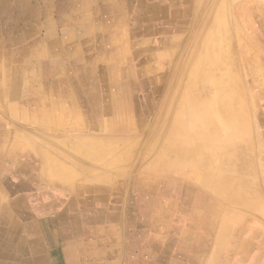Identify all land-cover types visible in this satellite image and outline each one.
Masks as SVG:
<instances>
[{"label":"crops","instance_id":"0c3cea01","mask_svg":"<svg viewBox=\"0 0 264 264\" xmlns=\"http://www.w3.org/2000/svg\"><path fill=\"white\" fill-rule=\"evenodd\" d=\"M133 7V0H0V264H264V228L259 239L240 241L217 211L164 192L171 182L135 178L126 194L108 189L99 168H124L122 138L97 130L124 132L133 85L107 78L112 59L132 55L129 27L140 13ZM139 200L153 205L150 215ZM163 206L183 216L165 223Z\"/></svg>","mask_w":264,"mask_h":264},{"label":"rangeland","instance_id":"374dc122","mask_svg":"<svg viewBox=\"0 0 264 264\" xmlns=\"http://www.w3.org/2000/svg\"><path fill=\"white\" fill-rule=\"evenodd\" d=\"M133 4V10L137 7L140 12L138 19L129 27L133 39V56L112 59L122 60V64L117 61V67L112 64L108 67L109 81H130L133 85L134 90L128 91L131 92L132 104L128 105L125 100L123 108L125 116L122 123L125 132L106 134L104 128L97 130L101 133L100 137L122 138L117 143L124 151V168H99L106 171L108 189L112 186L118 189L123 187V193L126 194L135 178L162 179V183L173 184L171 187L162 186L164 192L172 190L173 195L180 197L181 201L186 200V195H189L193 200L192 204L200 205L205 210L217 211L221 225H225V231L227 226H235L237 239L240 238V241H247L249 236H252L251 240L259 239L260 229L264 228V0H133ZM131 16L134 18L135 12ZM219 22L224 24L227 37L224 40L227 52L224 58L232 61L231 72L235 77V87L246 95L245 113H249L248 140L243 145V158L240 155H234L235 158L232 155L218 156L208 149L195 152L187 144L177 145L171 136L180 111L184 130L189 127V114L185 113L182 105L185 87L189 85V75L203 39L211 33L209 31L212 24ZM208 89L207 85L202 86V90L209 91ZM36 134L33 130L30 135L36 139ZM236 135L237 133L234 137ZM210 173L219 175L220 181L214 183L202 178ZM242 182H246L245 185ZM155 194L156 192H150L148 195L152 198ZM161 197L165 202V197ZM88 203L90 204L89 201ZM137 205L146 209L147 215L153 211V205L147 206L142 200ZM159 210L163 216L162 221L168 224L175 222L176 217L183 216L164 206Z\"/></svg>","mask_w":264,"mask_h":264},{"label":"bare ground","instance_id":"6f19581e","mask_svg":"<svg viewBox=\"0 0 264 264\" xmlns=\"http://www.w3.org/2000/svg\"><path fill=\"white\" fill-rule=\"evenodd\" d=\"M35 1V0H34ZM108 1V0H107ZM181 1V0H180ZM239 1V0H238ZM241 1V0H240ZM49 2V1H48ZM59 2V1H58ZM104 2V1H103ZM127 2V1H126ZM155 2V1H154ZM166 2V1H165ZM260 2V1H259ZM8 3V2H7ZM14 3V2H13ZM45 3V2H44ZM43 3V4H44ZM74 3V2H73ZM11 4V3H10ZM31 4V3H30ZM58 4V3H57ZM77 4V3H76ZM109 4V3H108ZM112 4V3H111ZM117 4V3H116ZM119 4V3H118ZM145 4V2H144ZM152 4V2H151ZM244 4V3H243ZM21 5V4H20ZM19 5V6H20ZM27 5V4H26ZM32 5V4H31ZM36 5V4H35ZM46 5V4H45ZM56 5V4H55ZM126 5V4H125ZM135 5V4H134ZM262 5V4H261ZM260 5V6H261ZM30 6V5H29ZM60 6V5H59ZM113 6V4H112ZM186 6V5H185ZM244 6V5H243ZM242 6V7H243ZM21 7V6H20ZM27 7V6H25ZM55 7V6H54ZM62 7V6H60ZM119 7V6H118ZM239 7V6H238ZM237 7V8H238ZM220 8V7H218ZM22 9V8H21ZM13 10V9H12ZM46 10V8H45ZM44 10V11H45ZM239 10V9H238ZM242 10V9H241ZM264 10V9H263ZM14 11V10H13ZM17 11V9H16ZM28 11V10H27ZM53 11V10H52ZM111 11V9H110ZM125 11V10H124ZM248 11V10H247ZM78 12V11H77ZM237 12V11H236ZM239 12V11H238ZM15 13V12H14ZM45 13V12H44ZM55 13V12H54ZM137 13V12H136ZM245 13V12H244ZM119 14V13H118ZM127 14V13H126ZM251 14V13H250ZM7 15V14H6ZM21 15V14H20ZM19 15V16H20ZM101 15V14H99ZM114 15V14H113ZM238 15V14H237ZM240 15V13H239ZM238 15V16H239ZM88 16V15H87ZM226 16V15H225ZM85 17V16H84ZM102 17V16H101ZM104 17V16H103ZM124 17V16H122ZM127 17V16H126ZM167 17V16H166ZM218 17V16H217ZM237 17V16H235ZM4 18V17H3ZM14 18V17H13ZM79 18V17H78ZM234 18V16H233ZM241 18V17H240ZM250 18V17H249ZM1 19V18H0ZM164 19V18H163ZM6 20V19H5ZM14 20V19H13ZM18 20V19H17ZM16 20V21H17ZM21 20V19H20ZM222 20V19H221ZM224 20V19H223ZM96 21V20H95ZM129 21V20H128ZM14 22V21H13ZM72 22V21H71ZM74 22V21H73ZM133 22V21H131ZM227 22V21H226ZM240 22V21H239ZM252 23V22H251ZM3 24V23H2ZM83 24V23H82ZM85 24V23H84ZM87 24V23H86ZM109 24V23H108ZM107 24V25H108ZM13 25V24H12ZM70 25V24H69ZM96 25V24H95ZM133 25V23H132ZM241 25H244L242 23ZM4 26V25H3ZM58 26V25H57ZM74 26V25H73ZM79 26V25H78ZM87 26V25H86ZM137 26V25H136ZM254 26V24H253ZM20 27V26H19ZM59 27V26H58ZM251 27V26H249ZM257 27V25H256ZM5 28V27H4ZM71 28V27H70ZM83 28V27H82ZM87 28V27H86ZM248 28V27H246ZM263 28V27H262ZM133 29V28H132ZM59 30V29H57ZM83 30V29H82ZM91 30V29H90ZM255 30V29H254ZM258 30V29H257ZM76 31V30H75ZM259 31V30H258ZM54 32V31H53ZM211 32L210 34H207L205 38L203 39L199 50H198V55L197 58L194 60L193 67L190 73V81L189 85L185 87V100L183 101L182 105L183 108L186 110L185 113L189 114L190 118V123L189 127L187 130H184V124L182 120V111L177 116V122L175 127L172 130L171 136L173 137L174 142L177 145H183L187 144L189 145L195 152H200L204 149H208L211 152L214 151L215 154L217 153L218 156H225V157H231V155L234 157V155H240L241 158L244 157L245 154V148L243 145L247 143V137H248V132H247V117L249 116V113L246 115L245 113V94L244 92L236 88V83L235 82V77L231 72V60L229 61L228 59L224 58V55L226 52V47L224 46V40H225V29H224V24L222 23H213L212 27L210 29ZM262 32V31H259ZM1 33V32H0ZM68 33V32H67ZM90 33V32H89ZM100 33V32H99ZM249 33V31H248ZM53 34V33H52ZM68 35V34H67ZM112 35V34H111ZM249 35V34H248ZM16 36V35H14ZM10 37V36H9ZM251 37V36H250ZM253 37V36H252ZM251 37V38H252ZM61 38V37H60ZM66 38V37H65ZM80 38V37H79ZM97 38V37H96ZM169 38V37H168ZM227 38V37H226ZM22 39V38H21ZM87 39V38H86ZM232 39V38H231ZM13 40V39H12ZM29 40V39H28ZM79 40V39H78ZM85 40V39H84ZM112 40V38H111ZM133 40V39H132ZM249 40V39H248ZM36 41V40H35ZM46 41V40H45ZM82 41V40H81ZM250 41V40H249ZM263 41V40H262ZM261 41V42H262ZM34 41H32L33 43ZM49 42V40H48ZM77 42V41H76ZM84 42V41H83ZM132 42V41H131ZM256 42V41H255ZM31 43V42H30ZM58 43V42H57ZM56 44V42H55ZM70 44V41L69 43ZM67 44V45H68ZM84 44V43H83ZM109 44V43H108ZM252 44V43H251ZM26 45V44H25ZM48 45V44H47ZM53 45V44H52ZM90 45V44H89ZM92 45V43H91ZM90 45V46H91ZM232 45V44H231ZM229 45V46H231ZM56 46V45H55ZM58 46V45H57ZM228 46V47H229ZM258 46V45H257ZM61 47V46H60ZM11 48H14L11 46ZM20 48V47H19ZM64 48V47H63ZM249 48V47H247ZM255 48V47H254ZM1 49V48H0ZM21 49V48H20ZM59 49V47H58ZM96 49V48H95ZM111 49V48H110ZM252 49V48H251ZM250 49V50H251ZM18 50V48H17ZM60 50V49H59ZM58 50V51H59ZM256 50V49H255ZM13 51V50H12ZM26 51V50H25ZM56 51V50H55ZM84 51V50H83ZM254 51V50H253ZM258 51V50H257ZM261 51V50H260ZM132 52V51H131ZM130 52V53H131ZM144 52V51H143ZM142 52V53H143ZM246 52V51H245ZM244 52V53H245ZM48 53V51H47ZM55 53V52H54ZM53 53V54H54ZM100 53V52H99ZM263 53V52H262ZM101 54V53H100ZM108 55V53H106ZM115 54V53H114ZM229 54V53H228ZM227 54V55H228ZM236 54V53H235ZM15 55V54H14ZM17 55V54H16ZM63 55V54H62ZM102 55V54H101ZM106 55V56H107ZM226 55V56H227ZM263 55V54H262ZM19 56V55H18ZM231 56V55H229ZM228 56V58H229ZM23 57V56H22ZM36 57V56H35ZM54 57V56H53ZM5 58V57H4ZM50 58V57H49ZM73 58V57H72ZM169 58V57H168ZM191 58V57H190ZM234 58V57H233ZM23 59V58H22ZM84 59V58H83ZM239 59V58H238ZM14 60V59H13ZM50 60V59H49ZM176 60V59H175ZM68 61V60H67ZM112 61V60H111ZM140 61V60H139ZM147 61V60H146ZM237 61V60H236ZM24 62V61H23ZM59 62V61H58ZM133 62V61H132ZM41 63V62H40ZM61 63V62H60ZM99 63V62H98ZM117 63V61H116ZM147 63V62H146ZM38 64V63H36ZM136 64V63H135ZM260 64V63H259ZM12 65V63H11ZM24 65V64H23ZM34 65V64H33ZM32 65V66H33ZM58 65V64H57ZM62 65V64H61ZM115 65V63H114ZM234 65V64H233ZM35 66V65H34ZM37 66V65H36ZM113 66V65H112ZM18 67V66H17ZM69 67V66H68ZM115 67H117L115 65ZM142 67V66H141ZM104 68V66H103ZM132 68V67H131ZM54 69V68H53ZM117 69V68H116ZM115 69V71H116ZM159 69V67H158ZM260 69V68H259ZM70 70V69H69ZM87 70V69H86ZM94 70V69H93ZM105 70V69H104ZM250 70V69H249ZM74 71V69H73ZM240 71V70H239ZM3 72V71H2ZM53 72V71H52ZM113 72V71H112ZM124 72V70H123ZM241 72V71H240ZM243 72V71H242ZM8 73V71H7ZM50 73V72H49ZM256 73V72H255ZM258 73V72H257ZM256 73V74H257ZM1 74V73H0ZM110 74V73H109ZM147 74V72H146ZM124 75V74H123ZM62 76V75H61ZM72 76V75H71ZM101 76V75H100ZM3 77V76H2ZM46 77H48L46 75ZM66 77V76H65ZM64 77V78H65ZM96 77V76H95ZM242 77V76H241ZM112 78V76H111ZM121 78V77H120ZM126 78V77H125ZM132 78V77H131ZM60 79V78H59ZM252 79V78H251ZM260 79V78H259ZM35 80V79H34ZM37 80V79H36ZM56 80V79H55ZM108 80V78H107ZM113 80V79H112ZM144 80V79H143ZM157 80V79H156ZM250 80V79H249ZM7 81V79H6ZM10 81V80H9ZM57 81V80H56ZM62 81V80H61ZM87 81V80H86ZM145 81V80H144ZM2 82V81H1ZM52 82V81H51ZM89 82V81H88ZM93 82V80H92ZM95 82V79H94ZM130 82V81H129ZM7 83V82H6ZM54 83V82H53ZM76 83V81H75ZM86 83V82H85ZM100 83V82H99ZM103 83V82H102ZM142 83V82H141ZM245 83V82H244ZM82 84V83H81ZM90 84V83H89ZM93 84V83H92ZM161 84V83H160ZM4 85V84H2ZM73 85V84H72ZM120 85V84H119ZM208 86L209 91H204L202 90V86ZM6 86V85H4ZM71 86V85H70ZM160 86V85H159ZM246 86V85H245ZM244 86V87H245ZM264 86V85H263ZM59 87V85H58ZM61 87V86H60ZM74 87V86H73ZM72 87V88H73ZM78 87V86H76ZM120 86H118L119 88ZM153 87V86H152ZM256 87V86H255ZM52 88V87H51ZM91 88V87H90ZM100 88V87H99ZM206 88V87H205ZM261 88V87H260ZM64 89V88H63ZM76 89V88H75ZM78 89V88H77ZM94 89V88H93ZM253 89V88H252ZM7 90V89H6ZM92 90V89H91ZM122 90V89H121ZM134 90V89H133ZM140 90V89H139ZM202 90V91H201ZM60 91V90H59ZM74 91V90H73ZM85 91V90H84ZM104 91V90H103ZM153 91V90H152ZM245 91V90H244ZM252 91V90H251ZM261 91V90H260ZM3 92V91H1ZM53 92V91H52ZM86 92V91H85ZM89 92V91H88ZM97 92V91H95ZM118 92V91H116ZM154 92V91H153ZM102 93V92H101ZM113 93V92H111ZM131 93V92H130ZM2 94V93H1ZM79 94V93H78ZM96 94V93H95ZM141 94V93H139ZM251 94V93H250ZM4 95V94H3ZM2 95V96H3ZM56 95V94H55ZM90 95V94H89ZM93 95V94H91ZM248 95V93H247ZM33 96V95H32ZM61 96V95H60ZM71 96V95H68ZM88 96V95H87ZM113 96V95H112ZM92 97V96H91ZM102 97V96H101ZM34 98V97H33ZM249 98V96H248ZM256 98V97H255ZM103 99V98H102ZM114 99V98H113ZM123 99V97H122ZM37 100V99H36ZM35 100V101H36ZM65 100V99H64ZM80 100V99H79ZM84 100V99H83ZM116 100V99H115ZM29 101V100H28ZM71 101V100H70ZM113 101V100H112ZM248 101V99H247ZM82 102V101H81ZM136 102V99H135ZM38 103V101H37ZM40 103V102H39ZM38 103V104H39ZM112 103V102H111ZM119 104V102L117 101ZM129 103V102H128ZM137 103V102H136ZM252 103V102H251ZM5 104V103H4ZM132 104V103H131ZM139 104V103H138ZM30 105V104H29ZM66 105V104H65ZM140 105V104H139ZM142 105V104H141ZM57 106V105H56ZM5 107V106H4ZM36 107V106H35ZM39 107V106H38ZM106 107V105H105ZM11 108V107H10ZM14 109V107H12ZM100 109V107L98 106ZM104 108V107H103ZM124 108V107H123ZM130 108V107H129ZM41 109V108H40ZM69 109V107H68ZM120 109V108H119ZM249 109V108H248ZM42 110V109H41ZM58 110V109H57ZM117 110V109H116ZM121 110V109H120ZM16 111V110H15ZM23 111V110H22ZM27 111V110H25ZM96 111V110H95ZM127 111V110H126ZM124 111V112H126ZM249 111V110H247ZM14 112V111H13ZM112 112V111H111ZM141 112V111H140ZM250 112V111H249ZM38 113V111H37ZM86 113V112H85ZM121 113V112H120ZM135 113V112H134ZM33 114V113H32ZM40 114V113H39ZM43 114V113H42ZM87 114V113H86ZM123 114V113H122ZM129 114V113H128ZM15 115V114H14ZM26 115V114H25ZM59 115V114H58ZM88 115V114H87ZM146 115V114H145ZM17 116V115H16ZM20 116V115H19ZM40 116V115H39ZM125 116V115H124ZM4 117V116H3ZM38 117V116H37ZM134 117V116H133ZM18 118V117H17ZM99 118V117H98ZM113 118V116H112ZM128 118V117H127ZM135 118V117H134ZM141 118V117H140ZM145 118V117H144ZM16 119V118H14ZM39 119V118H38ZM44 119V118H43ZM136 119V118H135ZM184 119V118H183ZM26 120V119H25ZM28 120V119H27ZM59 120V119H58ZM67 120V119H66ZM65 120V121H66ZM122 120V119H121ZM120 120V121H121ZM129 120V119H127ZM34 121V120H33ZM36 121V120H35ZM97 121V120H96ZM126 121V120H125ZM137 121V120H136ZM151 121V120H150ZM25 122V121H24ZM101 122V121H100ZM134 122V120H133ZM34 123V122H33ZM32 123V124H33ZM24 124V123H23ZM22 124V125H23ZM130 124V123H129ZM251 124V123H250ZM264 124V123H263ZM8 125V124H7ZM25 125V124H24ZM128 125V124H127ZM172 125V126H174ZM186 125V124H185ZM10 126V125H9ZM15 126V125H14ZM120 126V125H119ZM83 127V126H81ZM124 127V126H123ZM187 127V125H186ZM185 127V128H186ZM251 127V126H250ZM86 128V126L84 127ZM82 128V129H84ZM107 128V127H106ZM105 128V129H106ZM25 129V128H24ZM108 129V128H107ZM17 130V129H16ZM143 131V130H142ZM141 131V132H142ZM31 132V131H30ZM30 132H28L30 134ZM125 132V131H124ZM127 132V131H126ZM182 132H186L185 134H182ZM26 133V132H25ZM111 133V132H110ZM120 133V132H119ZM237 133V135L234 137V135ZM33 134V133H32ZM137 134V133H136ZM138 135V134H137ZM136 135V136H137ZM23 136V134H22ZM25 136V135H24ZM139 136V135H138ZM51 137V136H50ZM19 138V137H18ZM22 139V138H21ZM55 139V138H54ZM151 139V138H150ZM172 139V138H171ZM23 140V139H22ZM21 140V141H22ZM35 140V138H34ZM84 140V139H83ZM82 140V141H83ZM29 141V140H28ZM80 141V142H82ZM24 142V141H23ZM53 142V141H52ZM65 142V141H64ZM86 142V140H85ZM88 142V141H87ZM11 143V142H10ZM31 143V142H30ZM34 143V142H33ZM37 143V142H36ZM35 143V144H36ZM77 143V142H76ZM23 144V143H22ZM85 144V143H84ZM87 144V143H86ZM100 144V143H99ZM128 144V143H127ZM136 144V143H135ZM2 145V144H1ZM26 145V144H25ZM79 145V144H78ZM105 145V144H104ZM172 145V144H171ZM31 146V145H30ZM35 146V145H34ZM89 146V145H88ZM106 146V145H105ZM131 146V145H130ZM134 146V145H133ZM132 146V147H133ZM184 146V145H183ZM5 147V145H4ZM84 147V146H83ZM86 147V146H85ZM94 147V146H93ZM92 147V148H93ZM115 147V146H114ZM91 148V151H94ZM103 148V146H102ZM107 148V147H106ZM117 148V147H115ZM120 148V147H119ZM5 149V148H4ZM33 149V148H31ZM88 149V148H87ZM100 150V149H98ZM109 150V149H108ZM113 150V149H112ZM111 150V151H112ZM174 150V149H173ZM242 150V151H241ZM34 151V149H33ZM85 151H87L85 149ZM104 151V150H103ZM115 151V150H114ZM113 151V152H114ZM36 152V151H35ZM34 152V153H35ZM95 152V151H94ZM97 152V151H96ZM95 152V153H96ZM165 152V151H163ZM177 152V149H176ZM204 152V151H203ZM111 153V152H110ZM130 153V152H129ZM37 154V153H36ZM98 154V152H97ZM115 154V153H114ZM117 154V153H116ZM123 154V153H122ZM204 153H202L203 155ZM211 154V153H210ZM72 155V154H71ZM107 155V154H106ZM169 155V153H168ZM207 155V154H206ZM58 156V155H57ZM91 156V155H89ZM110 156V154H109ZM124 156V155H122ZM165 156V155H164ZM176 156V155H175ZM180 156V155H179ZM178 156V157H179ZM214 156V153L213 155ZM210 156V157H212ZM117 157V156H116ZM119 157V156H118ZM126 157V156H125ZM129 157V156H128ZM168 157V156H167ZM201 157V155H200ZM203 157V156H202ZM207 157V156H206ZM69 158V157H68ZM164 158V157H163ZM170 158V157H169ZM174 158V157H173ZM214 158V157H213ZM235 158V157H234ZM117 159V158H116ZM115 159V160H116ZM119 159V158H118ZM122 159V158H121ZM183 159V158H182ZM199 159V158H198ZM202 159V158H201ZM171 160V159H170ZM180 160V159H179ZM197 160V158H196ZM207 160V159H206ZM225 160V159H224ZM80 161V160H79ZM82 161V160H81ZM79 162V166L82 162ZM163 161V159L161 160ZM168 161V160H167ZM181 161V160H180ZM184 161V160H183ZM85 162V161H84ZM83 162V163H84ZM128 162V161H126ZM132 162V161H131ZM171 161H169L170 163ZM174 162V159H173ZM172 162V164H173ZM179 162V161H178ZM198 162V161H197ZM216 162V161H215ZM78 163V162H77ZM180 163V162H179ZM230 163V162H229ZM89 164V163H88ZM162 163H160L161 165ZM165 164V163H163ZM171 164V165H172ZM181 164L183 166V163L181 161ZM207 164V163H206ZM216 164V163H215ZM231 164V163H230ZM92 165V164H91ZM129 165V163H128ZM170 165V164H169ZM175 165V164H174ZM223 165V164H222ZM228 165V164H225ZM85 166V165H83ZM88 166V165H87ZM163 166V165H162ZM181 166V167H182ZM186 166V164H185ZM197 166V165H196ZM71 167V166H70ZM127 167V166H126ZM161 167V166H160ZM164 167V166H163ZM226 167V166H225ZM88 168V167H87ZM97 168V167H96ZM183 168V167H182ZM196 168V167H195ZM203 168V167H202ZM217 168V167H216ZM220 168V166H219ZM218 168V170H219ZM75 169V168H74ZM122 169V168H121ZM221 169V168H220ZM73 170V169H72ZM82 170V169H81ZM107 170V169H106ZM116 170V169H115ZM128 168L126 169V171ZM159 170V169H158ZM210 170V169H209ZM75 171V170H74ZM92 171V170H90ZM95 170H93L94 172ZM119 171V170H117ZM163 171V170H162ZM214 172V170H212ZM92 172V173H93ZM106 172V171H104ZM120 172V171H119ZM225 172V171H224ZM227 172V171H226ZM135 173V172H134ZM137 173V172H136ZM135 173V174H136ZM229 173V172H228ZM74 174V173H73ZM78 175V174H77ZM87 175V174H86ZM93 175V174H92ZM133 175V174H132ZM6 176V175H5ZM109 176V175H108ZM239 176V175H238ZM90 177V176H89ZM87 177V178H89ZM125 177V176H124ZM145 177V176H144ZM201 177V176H200ZM230 177V176H228ZM7 178V177H6ZM62 181H67L68 179V174L67 173H60L59 177ZM101 178V177H99ZM98 178V179H99ZM134 178V177H133ZM203 179H207L208 181L211 182H218L220 181L219 175L213 174H208V176H203ZM248 178V177H247ZM91 179V178H90ZM104 179V178H103ZM102 179V180H103ZM131 179V178H129ZM145 179V178H144ZM250 179V178H249ZM106 180V179H105ZM118 180V179H117ZM138 180V179H137ZM149 180V179H148ZM151 180V179H150ZM153 180V179H152ZM155 180V179H154ZM162 180V179H161ZM160 180V181H161ZM2 181V180H1ZM20 181V180H19ZM100 181V180H98ZM107 181V180H106ZM125 181V180H124ZM17 182V181H16ZM21 182V181H20ZM24 182V181H23ZM82 182V181H81ZM158 182V181H156ZM162 182V181H161ZM228 182H230L228 180ZM233 182V181H232ZM236 182V181H235ZM9 183V182H7ZM19 183V182H18ZM144 183V182H143ZM243 183V182H242ZM246 183V182H244ZM243 183V185H245ZM13 184V183H12ZM239 184V183H238ZM2 185V184H0ZM27 185V184H25ZM108 185V184H107ZM250 185V184H249ZM248 185V186H249ZM28 186V185H27ZM56 186V185H54ZM239 186V185H238ZM14 187V186H13ZM90 187V186H89ZM87 188V187H86ZM156 188V187H155ZM178 188V187H177ZM239 188V187H238ZM11 189V188H9ZM53 189V188H52ZM19 190V189H18ZM28 190V189H27ZM26 190V191H27ZM30 190V189H29ZM59 190V189H58ZM53 191V190H52ZM65 191V190H64ZM236 191V189H235ZM10 192V191H9ZM12 192V191H11ZM54 192V191H53ZM57 192V191H55ZM81 192V191H80ZM233 193V190H231ZM238 192V191H237ZM244 192V191H243ZM242 192V193H243ZM13 193V192H12ZM82 193V192H81ZM236 193V192H235ZM40 194V193H39ZM237 194V193H236ZM11 195V194H10ZM109 195V194H108ZM123 195V193H122ZM235 195V194H234ZM30 196V195H29ZM28 196V197H29ZM62 196V195H61ZM91 196V195H90ZM37 197V196H36ZM119 197V196H118ZM233 197V195H232ZM57 198V197H56ZM76 198V197H74ZM234 198V197H233ZM29 199V198H28ZM192 199V198H191ZM34 200V199H33ZM36 200V199H35ZM39 200V199H37ZM42 199H40L41 201ZM45 200V199H44ZM77 200V198H76ZM97 200V199H96ZM59 202V201H58ZM188 202V201H187ZM44 203V202H43ZM47 203V202H46ZM55 204V203H54ZM89 204V203H88ZM91 204V203H90ZM260 204V203H259ZM262 204V203H261ZM50 205V204H49ZM86 205V204H85ZM57 206V205H56ZM257 206V205H255ZM264 206V205H263ZM60 207V206H59ZM33 208V207H31ZM36 208V207H35ZM74 208V207H73ZM4 210L3 205L0 202V211ZM38 210V209H37ZM42 210V209H41ZM58 210V209H57ZM259 210V209H257ZM261 210V209H260ZM259 210V212H260ZM39 211V210H38ZM44 211V210H42ZM41 211V212H42ZM79 211V210H78ZM203 211V210H202ZM262 211V210H261ZM25 212V211H24ZM40 212V213H41ZM53 212V211H52ZM58 212V211H57ZM73 212V211H72ZM51 213V212H50ZM263 213V212H262ZM20 214V213H19ZM29 214V213H28ZM34 214V213H32ZM79 214V213H78ZM50 215V214H49ZM32 216V215H31ZM48 216V215H47ZM84 216V215H83ZM44 217V215H43ZM79 217V216H78ZM2 218V216H1ZM5 218V217H4ZM260 218V217H259ZM262 218V217H261ZM53 219V218H52ZM86 219V218H85ZM220 219V218H219ZM234 219V218H233ZM264 219V217H263ZM59 220V219H57ZM69 220V219H68ZM79 220V219H78ZM8 221V220H7ZM21 221V220H20ZM250 221V220H249ZM50 222V221H49ZM46 223V221H45ZM51 223V222H50ZM254 223V222H253ZM264 223V222H263ZM258 224V223H257ZM41 225V224H40ZM73 225V224H72ZM218 225V224H217ZM245 225V224H244ZM14 226V225H13ZM56 226V225H55ZM70 226V225H69ZM74 227V226H73ZM44 228V227H43ZM56 228V227H55ZM73 230V229H72ZM78 230V229H77ZM216 231V230H215ZM244 232V231H243ZM246 232V231H245ZM254 232V230L252 231ZM249 232V233H252ZM255 233V232H254ZM29 234V233H28ZM244 234V233H242ZM254 235V234H253ZM262 235V234H261ZM0 236H4L3 231L0 232ZM29 236V235H28ZM44 236V235H43ZM166 237V236H165ZM252 237V236H251ZM248 238V237H247ZM251 239V238H248ZM253 239V238H252ZM47 240V239H46ZM237 241V240H236ZM254 241V240H252ZM251 241V242H252ZM246 242V241H245ZM244 242V243H245ZM256 242V241H255ZM27 243V242H26ZM248 243V242H247ZM235 244V243H234ZM254 245V244H253ZM5 245H3L4 247ZM9 246V245H7ZM30 246V245H29ZM18 247V246H17ZM240 247V246H239ZM252 247V246H251ZM254 247V246H253ZM263 247V246H262ZM226 248V246H225ZM245 248V247H244ZM256 248V247H255ZM264 248V247H263ZM33 249V248H32ZM242 249V248H241ZM240 249V250H241ZM251 250V249H250ZM21 251V250H20ZM34 251V250H32ZM31 251V252H32ZM238 252V251H237ZM241 252V251H240ZM253 252V251H252ZM29 253V252H28ZM225 253V252H224ZM241 254V253H240ZM248 254V253H247ZM243 255V253H242ZM226 258V257H225ZM258 259V258H257ZM263 261V260H262ZM259 263V262H258ZM264 263V262H263ZM257 264V263H256Z\"/></svg>","mask_w":264,"mask_h":264}]
</instances>
